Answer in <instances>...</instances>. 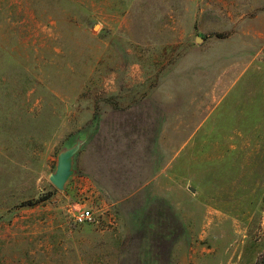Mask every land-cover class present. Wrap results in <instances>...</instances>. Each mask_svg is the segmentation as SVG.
<instances>
[{
	"label": "rangeland",
	"instance_id": "obj_1",
	"mask_svg": "<svg viewBox=\"0 0 264 264\" xmlns=\"http://www.w3.org/2000/svg\"><path fill=\"white\" fill-rule=\"evenodd\" d=\"M223 9L0 0V264H264V24Z\"/></svg>",
	"mask_w": 264,
	"mask_h": 264
},
{
	"label": "water",
	"instance_id": "obj_2",
	"mask_svg": "<svg viewBox=\"0 0 264 264\" xmlns=\"http://www.w3.org/2000/svg\"><path fill=\"white\" fill-rule=\"evenodd\" d=\"M88 141V134L77 133L70 144H64L56 155L54 170L48 180L58 190H64L69 179L75 174V157ZM190 190H194L190 187Z\"/></svg>",
	"mask_w": 264,
	"mask_h": 264
},
{
	"label": "crops",
	"instance_id": "obj_3",
	"mask_svg": "<svg viewBox=\"0 0 264 264\" xmlns=\"http://www.w3.org/2000/svg\"><path fill=\"white\" fill-rule=\"evenodd\" d=\"M202 1V0H193ZM224 8L218 16L225 17V22H253L264 24V0H209ZM206 21H216L206 19Z\"/></svg>",
	"mask_w": 264,
	"mask_h": 264
},
{
	"label": "built area",
	"instance_id": "obj_4",
	"mask_svg": "<svg viewBox=\"0 0 264 264\" xmlns=\"http://www.w3.org/2000/svg\"><path fill=\"white\" fill-rule=\"evenodd\" d=\"M92 221H93V214L92 211L89 209L80 210L74 215V222L76 224H83Z\"/></svg>",
	"mask_w": 264,
	"mask_h": 264
}]
</instances>
